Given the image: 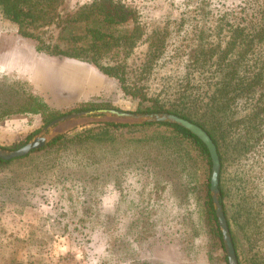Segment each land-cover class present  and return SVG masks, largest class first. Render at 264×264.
I'll list each match as a JSON object with an SVG mask.
<instances>
[{"label": "rangeland", "instance_id": "1", "mask_svg": "<svg viewBox=\"0 0 264 264\" xmlns=\"http://www.w3.org/2000/svg\"><path fill=\"white\" fill-rule=\"evenodd\" d=\"M92 1L63 0L59 13L72 15ZM120 1L132 9L137 19L131 18L117 28L125 31L138 22L145 33L121 57L132 75L141 64L150 69V76L143 81L149 99L170 103L171 87L184 83L191 89L200 87L202 98L206 99L204 91L215 87L217 58L223 56L222 51L234 48L222 58L218 74L224 77L227 88L226 92L221 91L220 99L229 98L232 108L237 109L232 129L226 132L221 146L223 184L241 264H264V128L257 148L244 142L245 137L240 139L248 131V123L243 119L252 117L255 104L264 105V90L258 86L255 93L249 91L233 97L230 89L236 79L233 76L229 80L234 72L230 62L239 61L241 68L253 64L252 50L248 53L251 45L258 49L257 56L264 62V40L252 44L245 41L253 29L263 25L264 0ZM220 9L231 12V21L220 19L223 13ZM237 27L245 31L234 36ZM36 32L53 41L59 36L54 26ZM163 41L157 54V45ZM37 44V40L19 33L17 22L0 13V114L7 108H17L26 94L38 95L62 115L78 111L83 102L108 104L127 111H136L141 102L150 104L143 97L127 94L118 78L105 74L94 64L47 55L36 49ZM239 53L241 60L236 58ZM197 56L198 64H192ZM150 57L152 61L147 63ZM245 70H240L239 76L247 82L253 78V72ZM101 122L115 121L78 119L57 126L50 136ZM45 125L40 112L5 115L0 118V146L27 143ZM61 151L15 161L0 171V264H131L133 259L209 264L204 238L198 237L191 251L184 247V208L179 206L171 189L167 187L160 198L157 193L152 194L148 209L154 225L140 236L138 232L142 229L134 222V216L143 206V196H147L141 193L147 176L124 167L119 182L113 181V175L108 180L93 181L91 176L102 174L107 164L82 165L73 154L63 155L64 163L47 171L40 169L45 167L42 163L50 164L56 152ZM176 187L177 190L180 186ZM84 208H89L87 214ZM217 254L222 255V250L214 253Z\"/></svg>", "mask_w": 264, "mask_h": 264}, {"label": "trees", "instance_id": "2", "mask_svg": "<svg viewBox=\"0 0 264 264\" xmlns=\"http://www.w3.org/2000/svg\"><path fill=\"white\" fill-rule=\"evenodd\" d=\"M62 2L63 0H0V13L5 18L18 23L19 33L23 37L37 40L36 49L38 51L47 55L77 58L92 63L105 74L118 78L122 89L127 94L133 97H143L150 102V104L141 102L136 111L171 112L200 125L209 133L217 145L221 159L220 201L228 221L239 264H241L238 244L226 203L227 192L223 184L224 152L221 147L222 142L226 139V132L228 129H232L234 124L232 118L237 109L232 108L229 98L220 99L221 91L226 92L227 88L224 77L218 76L221 73L222 58L232 53L234 48L222 51L223 56L220 55L219 59L217 58L219 67L217 65L213 77L216 79L213 84L215 87L204 91L206 99L202 98L200 87L191 89L186 83L171 87L168 92L171 97L170 103L162 102L158 98L149 99L145 96L147 87L143 81H146L150 76V69L141 64L135 71H132L134 74L132 75L121 57L122 52L128 54L145 34L138 22L134 27L125 31H120L117 28L118 25L124 24L131 18L137 19L132 9L120 0H93L80 7L74 14L61 16L59 7ZM220 10L223 11L220 14V19L227 23L231 21L229 17L231 12H228L227 9ZM261 22L263 25L258 30L253 29L249 33L250 38L245 39V41L251 42L248 44H252V41L262 42L264 40V17ZM45 26H54L59 30V36L55 41L52 38H43L36 32ZM244 31L245 28L237 27L233 35L243 34ZM233 41L236 39L233 38ZM163 44L164 41L157 45V54L160 53ZM251 50L254 55L253 64L241 68L239 61L230 62L234 72L229 76V80L233 76L236 79V84L230 89V95L233 97L247 94L249 91L255 93L258 86H263L264 90V62L258 58L257 48L251 45L248 53ZM212 54L214 53L212 52ZM199 58V56L193 57L191 63L198 64L196 62L199 61ZM236 58L242 59L240 53ZM151 61L152 57L147 60V63ZM245 69L253 72V78L247 82L243 76H239L240 70ZM23 97V101L17 108H7L0 114V118L14 112H40L45 124H48L62 115L59 111L51 109L38 95L26 94ZM99 108L117 107L95 102H83L76 110ZM251 114L252 117L243 119L248 123V131L242 134L240 139L245 137L244 142H251L257 148L256 144L263 135L264 105L255 104ZM243 120L240 122L243 123ZM38 131L36 130V132ZM25 143L7 148L16 149ZM57 149L62 151L56 152L55 159L50 164L42 163L44 168H38L47 171L62 161L64 163L66 158L64 159L63 155L73 154L75 161L82 165L100 167L102 163L107 164L105 172L94 173L91 176L93 181L108 180L113 175L115 177L113 181L119 182L120 172L124 167L129 168L131 172L147 176V184L143 186L144 189H141V193L145 192L147 196H143V206L134 216V222L142 229L138 232L140 236L151 230L154 225L151 220V212L148 209L152 194L157 193L160 198L167 187L168 190L171 189L179 206L184 208V233L186 234H184L186 241L184 247L191 251L194 248L195 240L202 237L208 247L209 264H229L211 193L213 165L211 154L206 144L191 131L178 124L167 122L135 125L120 122L95 123L80 130L57 135L46 146L34 149L27 155L10 160L0 158V171L15 161L23 162L40 153L50 156ZM176 186H180L179 189L176 190ZM145 200L146 203H144ZM88 209L84 208L86 214ZM218 250H222L223 254L214 255ZM116 253L121 255L117 249ZM129 254L133 255L131 250H129ZM131 264L165 263L133 259Z\"/></svg>", "mask_w": 264, "mask_h": 264}, {"label": "water", "instance_id": "3", "mask_svg": "<svg viewBox=\"0 0 264 264\" xmlns=\"http://www.w3.org/2000/svg\"><path fill=\"white\" fill-rule=\"evenodd\" d=\"M88 118L103 119L107 121H115L129 124L167 122L178 124L198 136L208 147L212 158L213 165L211 174V193L216 214L218 217L219 226L223 235V241L225 246V252L228 257V263L239 264L228 221L223 209V205L220 201L221 191L219 184L221 172V159L217 145L212 139V137L209 135V133L203 127L184 117L166 111L140 112L127 111L116 108H99L94 110L73 111L71 113L59 116L49 122L37 134H35L32 139H30L26 144L19 148L10 149L0 146V158L10 160L16 157L27 155L34 149H39L41 147L46 146L55 137H51L50 132L57 126L74 120Z\"/></svg>", "mask_w": 264, "mask_h": 264}]
</instances>
